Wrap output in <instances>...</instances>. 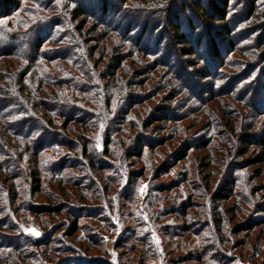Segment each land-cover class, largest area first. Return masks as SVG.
I'll list each match as a JSON object with an SVG mask.
<instances>
[{
    "label": "rangeland",
    "instance_id": "374dc122",
    "mask_svg": "<svg viewBox=\"0 0 264 264\" xmlns=\"http://www.w3.org/2000/svg\"><path fill=\"white\" fill-rule=\"evenodd\" d=\"M216 2L223 6L222 0H0V9H11L0 17L2 38L28 43L38 36L44 41L38 63L63 83L57 89L88 112L101 110L114 130L131 133L122 136L128 150L137 136L154 148L131 156L111 145L120 164L104 155L102 138H90L95 168L65 146L44 151L38 166L47 169L33 192V157L23 158L22 141L8 144L11 133L0 135V148L9 153L0 154V178L12 179L16 190L13 204L8 197L0 203V225L7 220L12 228L0 226V245H23L34 264L41 252L52 257L46 264H264V163L257 160L264 134V0L226 1L227 20L213 12ZM197 3L212 18L199 15ZM81 5L88 14L77 18ZM102 12L113 16L111 25L123 21V34L94 20ZM169 18L188 30L187 44L171 39ZM68 48L77 53L70 61L44 58ZM91 48L96 53L89 58ZM118 54L122 66L107 72L106 62ZM9 61L18 62L1 57L0 65ZM143 63L155 72L143 74ZM76 82L85 92L71 88ZM57 158L67 161L59 173L66 194L50 185L57 170L48 164ZM61 204L64 210L50 214L40 207Z\"/></svg>",
    "mask_w": 264,
    "mask_h": 264
},
{
    "label": "trees",
    "instance_id": "16d2710c",
    "mask_svg": "<svg viewBox=\"0 0 264 264\" xmlns=\"http://www.w3.org/2000/svg\"><path fill=\"white\" fill-rule=\"evenodd\" d=\"M226 1L228 2V0H222L223 6H220L217 2L213 5V12H216L222 20H227L228 5L225 3ZM12 2L14 3V0H12ZM195 7L197 8V13L205 19L208 20L212 18L201 3H197ZM9 8L10 7L7 5H4V7L0 9V17L8 15L11 10ZM185 9V7L181 8V11L183 12ZM2 11L4 13H1ZM76 11L78 13L77 18H79L80 14L83 15V12L88 14L87 9L85 7L82 8V5L81 7H76ZM91 17L94 18L93 16ZM111 18H113V16H109L107 13L102 12L97 15L94 20H96L103 28L107 27L109 32L116 33L117 35L118 33L120 35L123 34L121 28L123 21L119 24L111 25L110 22H107ZM168 26L173 34L171 39H174L173 41H175V43L187 44L188 39L186 34L189 35V32L188 30L187 32L181 31V23L171 19L168 22ZM223 30V34L226 37H229L230 31L225 24ZM1 36L2 33L0 32V58L7 57L13 60L16 59L18 62L9 61V63L6 62L0 65V135L2 136V134L7 135L8 133H11L12 136L17 139L12 138L6 140L8 144L11 146L14 143L15 145L12 146L16 148L20 147V142L22 141L24 146L21 150L22 156L24 154L33 157L35 164L34 168H36L35 171L30 173L32 186L34 187L33 192L40 191L43 182L41 172H46L47 169L45 166L44 170V164L38 166L39 163H44L47 158V155L43 153L44 151L50 152V154H55L57 153L56 148L65 146L76 154H81L82 157L87 158L90 164L95 168V166H97L94 159L96 156V149H92L90 138H102L104 143L102 144L104 155L113 156L120 164H122V155L110 150L109 147L111 145H114V147H120L122 150L126 149L127 155L129 154L131 156H133L134 153L141 156L146 147L154 149L151 146L152 142L149 138L137 136L134 139V148H132L134 151L131 154L130 150L132 149L128 150V141L124 140L122 137L125 136L131 139V137H133L131 133L128 131L114 130L112 124H110V117H107V115L102 113L101 110L97 111L98 113L91 111L88 112L87 109L78 106L79 103L78 100H76V96H71L64 90L57 89V87L63 85V83H61V81H56L53 76L48 74V72H45L46 70H43V65L38 63L40 58L37 56V52H40V49L44 44V41H41L38 36H33L29 39L28 43H24L16 36L10 37L12 41H7ZM95 40L97 41V44H100L102 39L100 36H97ZM226 41L229 45L232 44L231 39H226ZM213 45L214 47L217 45L214 40ZM95 53V49L91 48L88 53L89 58L94 57ZM103 54L105 55V53ZM214 55L216 57L215 59L220 57L218 51H215ZM71 56H77V53L72 51L71 48H68V50L63 53H56L52 56L44 53V58L49 62L56 59L70 61L72 60ZM123 60V55L118 54L116 56H111L109 62H106V71H112L113 73L116 72L122 66L121 64ZM20 61H22V63H20ZM87 63L89 64V61ZM156 64L160 66L162 63L158 62ZM50 68L54 72L57 71L56 67ZM155 69V65L148 66L146 63H143V74L148 73L152 75L155 72ZM171 72L172 69H170L169 73ZM71 88L78 92H85L83 85L78 82H76L74 86L72 85ZM160 116L163 117V114H160ZM95 121H97V123H95ZM45 135H51L52 140L48 141L47 139H44ZM258 148H260L261 152L259 153L257 160L264 163V134L258 139ZM0 149V154H9L6 149L2 147ZM23 158L25 157L23 156ZM53 166H56L57 177L56 179H52L50 185L58 183L60 188H62L63 192L66 194V185L62 176H59V173L65 166H67V161L62 158H57L51 162L49 161L48 169H51ZM6 175H9V173L6 172ZM1 183L3 185L0 187V203H6L5 199L8 197L13 204L16 197V190L12 179L5 180L0 178V184ZM69 184L72 185L73 183ZM12 204L7 205L9 210L13 208ZM40 207L44 208L42 209V212L49 214L60 212L65 208L62 204L56 206L41 205ZM31 208L37 212V208L34 206H31ZM3 224L0 225L1 228L6 226L5 228L7 230H12L11 227H8L7 220L4 221ZM6 244L0 245V264H34L29 260L31 255H28L27 252L22 250L23 245H15L14 243ZM1 250L5 253H1ZM33 258L38 264H46V262L52 257L49 253L41 252V254L36 253V255H33Z\"/></svg>",
    "mask_w": 264,
    "mask_h": 264
},
{
    "label": "snow or ice",
    "instance_id": "6c2138e0",
    "mask_svg": "<svg viewBox=\"0 0 264 264\" xmlns=\"http://www.w3.org/2000/svg\"><path fill=\"white\" fill-rule=\"evenodd\" d=\"M101 127H103V126H101ZM28 231H30V232H32V234L33 235H39L40 233L37 231V230H35V229H28Z\"/></svg>",
    "mask_w": 264,
    "mask_h": 264
}]
</instances>
